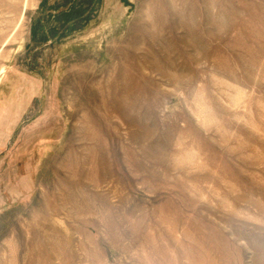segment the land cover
<instances>
[{
  "label": "rangeland",
  "instance_id": "1",
  "mask_svg": "<svg viewBox=\"0 0 264 264\" xmlns=\"http://www.w3.org/2000/svg\"><path fill=\"white\" fill-rule=\"evenodd\" d=\"M0 264H264V0H0Z\"/></svg>",
  "mask_w": 264,
  "mask_h": 264
},
{
  "label": "bare ground",
  "instance_id": "2",
  "mask_svg": "<svg viewBox=\"0 0 264 264\" xmlns=\"http://www.w3.org/2000/svg\"><path fill=\"white\" fill-rule=\"evenodd\" d=\"M118 108V107H117ZM126 114V113H125ZM124 115V114H123ZM129 119V118H128ZM88 141V140H87ZM91 148V147H90ZM87 151H88V149H87ZM68 154H69V152H68ZM74 155V154H73ZM72 156V155H71ZM73 157V156H72ZM68 159V158H67ZM88 160H86L85 159V162L82 160V161H79V160H77V159H68L67 160V164H69V167L70 168H72V169H77V168H80V167H82L83 165H86V162H87ZM84 169V168H83ZM78 173V172H77ZM82 173V172H81ZM70 196V195H69ZM71 199H73V198H71ZM48 210H50L51 212H53V213H57L56 211H55V209L53 208V209H48Z\"/></svg>",
  "mask_w": 264,
  "mask_h": 264
}]
</instances>
